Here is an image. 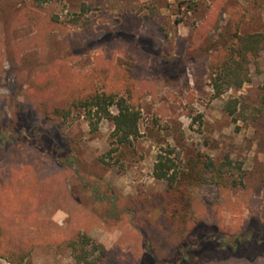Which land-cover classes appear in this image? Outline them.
I'll use <instances>...</instances> for the list:
<instances>
[{
	"label": "rangeland",
	"instance_id": "obj_1",
	"mask_svg": "<svg viewBox=\"0 0 264 264\" xmlns=\"http://www.w3.org/2000/svg\"><path fill=\"white\" fill-rule=\"evenodd\" d=\"M50 17L58 26L42 35ZM256 32H264V0H0V163L6 138L53 157L63 183L42 211L64 232L83 229L88 218L78 195L95 190L98 220L90 218L86 232L121 264H208L214 254L204 255L200 240L216 232L217 218L227 240L258 220L264 225V51L251 59L250 81L220 97L209 68L213 48ZM68 58L82 88L123 90L128 82L138 91L141 137L122 158L108 155L109 121L92 132L78 110L49 120L30 96L37 78ZM231 99L238 101L235 116L225 109ZM160 155H170L181 172L200 158H230L242 170L229 177L225 194L215 184L191 191V224L163 227L167 182L154 176ZM215 208L219 214L208 217ZM243 255L227 264H264L254 250ZM0 264L11 263L0 257ZM23 264L77 263L68 241H60L35 247Z\"/></svg>",
	"mask_w": 264,
	"mask_h": 264
},
{
	"label": "trees",
	"instance_id": "obj_2",
	"mask_svg": "<svg viewBox=\"0 0 264 264\" xmlns=\"http://www.w3.org/2000/svg\"><path fill=\"white\" fill-rule=\"evenodd\" d=\"M46 1L33 0V3L41 4ZM225 1L214 0V5L221 6ZM54 18L50 17L44 22L45 26H42V29L40 27L42 35L56 29L58 20ZM262 51L264 32L236 33L228 47L213 48L209 68L215 97H220L225 88H241L249 82L251 59L258 58ZM69 59L61 60L43 72L30 90V96L45 106L49 120L55 117L66 120L78 110L84 113L92 132L98 131L102 121H109L113 127V147L108 155L122 158L125 151L131 149L134 142L141 137L139 124L142 114L138 91L128 82L123 85V90L117 87H107L104 91L93 87L82 88L74 81L73 76L77 75L69 66ZM113 108H116L117 113L112 111ZM225 109L230 116H235L238 101L229 100ZM23 127L20 125V128ZM5 142L6 158L0 163V257L11 264H23L35 247L57 246L60 241H68L72 258L77 264H119L117 256L111 257L107 249L86 232L85 224L90 225L92 219L98 220L99 214L91 208L96 204V191L90 188L86 192L80 190L78 198L82 203L79 210L88 221L84 223L83 229H78L75 224L64 232L42 211L52 193L54 195L57 192L58 182L61 185L63 183V174H59L63 172L62 168L53 157L40 155L37 149L26 148L18 140L6 138ZM28 150L38 153L40 157L30 160L26 157ZM241 170V165L234 163L230 158L221 162L211 158L203 161L200 158L190 164L189 170L181 172L170 155H160L154 176L166 181L167 189L159 224L172 227L178 220L185 226L191 224L190 212L195 206L191 191L202 184H215L225 194L231 187L229 177ZM238 204L239 199L235 202L229 201L227 207L232 210ZM219 210L220 208H215L214 211L210 209L206 214L208 217L216 216ZM219 221V218L215 220L216 232L211 237L200 240L204 255L214 254L208 264L234 262V259L246 257L243 254H248L251 250H254L255 257L264 258V225L259 220L253 226H247L249 231L245 235L230 240L220 234ZM197 225L192 231L196 230ZM122 255L124 254H119L120 257Z\"/></svg>",
	"mask_w": 264,
	"mask_h": 264
}]
</instances>
